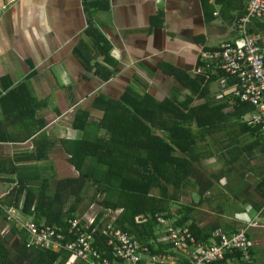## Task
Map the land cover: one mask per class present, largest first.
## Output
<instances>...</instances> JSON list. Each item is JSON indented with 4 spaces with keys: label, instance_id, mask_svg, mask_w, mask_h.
I'll use <instances>...</instances> for the list:
<instances>
[{
    "label": "crops",
    "instance_id": "0c3cea01",
    "mask_svg": "<svg viewBox=\"0 0 264 264\" xmlns=\"http://www.w3.org/2000/svg\"><path fill=\"white\" fill-rule=\"evenodd\" d=\"M106 1L107 9L86 7L84 0H0V134L12 137L0 142V165L3 157L6 162L16 155L22 158L24 154H39L33 159L16 161V173L0 174V199L9 193L19 176L38 186L49 179L53 194L56 181L79 176L69 161V150L74 149L70 143L86 140L110 144V132L100 128L106 115L103 101L98 100L100 95L121 102L125 92L132 90L142 96L149 95L158 103L172 98L186 101L191 93L182 82L187 77L195 78L193 70L199 66V49L202 46L214 49L234 36L233 24L219 14L216 0L209 3L204 0ZM212 5L215 6L213 13L207 11ZM90 24L109 43L113 65L96 54L91 37L86 35ZM254 27L255 23L253 30ZM79 46L81 52L86 50L85 55L77 52ZM83 57L86 58L83 60ZM96 63L112 72L110 80L104 79L106 73L92 67ZM20 84L29 88L36 109L33 118H24L25 111L11 121L3 114L1 99ZM212 90L217 92L215 85ZM13 95L16 97L10 99L12 103L23 97L18 92ZM200 102L194 100L193 105ZM153 103L150 100L146 106ZM77 113L88 116L85 130L73 126ZM155 134L162 136L164 131ZM27 136L28 139H22ZM225 136L224 132L213 134L200 143L201 156L193 164L197 174L170 208L192 206L191 222L211 233L221 229L232 234L249 223L255 224L247 231L248 244L254 262L264 264V200L258 187L264 178V151L258 146L252 157L248 149L239 152L231 148L230 151L226 145L228 140L223 139ZM244 137L240 140L245 143ZM126 138L133 146L125 149L118 142L116 151L126 150L133 157L140 155L138 159H130V168L146 169V160L141 158L146 153L145 139L141 140L132 130L121 137ZM110 153L109 149L97 155L105 157ZM87 167L104 170L107 165L87 162ZM230 172L235 173L229 191L239 204L234 209L241 218L239 222L236 216L229 217L223 210L205 206L218 200L214 198V191L219 193L216 185L220 182L216 181ZM96 188L94 183L85 186L76 216L86 218L103 210L97 201L103 196L97 200L93 197ZM67 197L69 204L73 198ZM112 199H116V193ZM261 205L263 208H259ZM242 211L244 214L238 216ZM119 213L106 212V215L116 217ZM214 215L223 221L216 220ZM33 216L35 213L31 212L29 217ZM23 217L26 218L24 213ZM0 223L12 228L6 223V213ZM3 228L0 232L5 233L7 228ZM181 259L184 264L185 259ZM66 264L80 263L71 255Z\"/></svg>",
    "mask_w": 264,
    "mask_h": 264
},
{
    "label": "trees",
    "instance_id": "16d2710c",
    "mask_svg": "<svg viewBox=\"0 0 264 264\" xmlns=\"http://www.w3.org/2000/svg\"><path fill=\"white\" fill-rule=\"evenodd\" d=\"M102 1H105V4H101ZM206 1L209 3V0H204V3ZM84 3L90 8L107 9L109 7L106 0H84ZM214 4L220 7L219 14L223 19L235 26L246 12L247 0L238 2L216 0ZM214 9L215 6L212 5L207 11L210 10L213 13ZM254 23L253 31L264 33V19L255 20L253 25ZM86 35L91 37L96 54L102 56L106 63L113 65L110 58L111 47L104 35L92 24L88 26ZM235 36L236 31H234ZM80 46L77 52L85 55L86 50L81 52ZM85 58L83 57V60ZM92 67L106 73L105 76L103 74L106 81L111 79L112 72L106 67L98 63ZM194 77L193 79L187 77L182 82L191 93L183 102L172 98L165 100L164 103H158L151 96H142L132 90L125 92L121 102L111 101L105 95H100L98 100L103 101L106 114L100 128L110 132V144L101 145L86 140L70 143L74 149L69 150V161L79 176L56 181L53 185V194H51L52 187L49 179L43 180L38 186L29 179H23L20 176L16 178L13 184L17 181L18 185L0 199V218L5 220L2 207L18 206L23 201V213L26 218L37 224L57 226L67 231L68 220L78 217L76 209L82 200L81 193L85 186L94 183L97 188L93 197L97 200V197L103 196L102 200H97L103 210L97 213L94 223L87 230L93 233L95 245L103 250L111 260L114 259L113 252L108 246V238L103 234L104 228L109 223H113L116 229L133 237L141 246L148 247L152 254H174L168 242L160 241L165 234L154 219L156 214L168 220H174L175 227H188L197 242L210 243L215 233L221 229L211 233L197 227L190 220L192 206L179 205L175 219L170 212V205L178 202L180 194L187 188L190 179L197 174L193 164L199 161V156H201L200 143L208 140L213 134L218 135L224 132L226 136L223 139L228 140L226 144L228 150L231 151L233 148L242 152L248 149L252 157L258 146L264 151V134L261 133L260 127L249 126L246 122H242V115L250 110V105L227 101L212 90L217 80L228 78L225 72L219 71L212 75L210 80L196 75ZM14 92L23 94V97L16 103L10 100L16 97L13 95ZM150 100L154 103L146 106ZM194 100L201 102L193 105ZM34 101L29 88L25 84H20L17 89L9 91L2 97L3 114L13 121L16 117H20V113L26 111L24 118L27 116L33 118L36 109ZM165 103L166 106H164ZM87 120L88 116L85 113H77L73 126L85 130ZM39 128L34 130L37 131ZM130 130L134 131L141 140L145 139L147 143L143 149L146 153L144 157H141L146 160V169L130 168V159H138L140 155L133 157L126 150H118L120 151L118 152L115 149L118 142H122L125 149L133 146L130 140L128 141L129 138L121 139ZM156 131H164V135L158 136L155 134ZM244 135L250 137V140L243 147L239 144L241 136ZM28 138L27 136L22 139ZM5 140H12V137L0 134V142ZM111 143L114 145L113 148H111ZM109 149L111 150L110 155L105 154V157L97 155V152ZM38 156V153L24 154L22 158L16 155L14 158H8L6 162L3 157L0 174H5V172L14 174L17 172L16 161L29 160ZM87 162L90 164L93 162L95 165L105 164L107 168L104 170L90 169L87 167ZM258 187L262 190L260 196L264 200V178ZM114 193H116L115 200L112 199ZM67 196L73 198L69 204ZM259 208H263L262 205ZM106 211L114 214L120 213L116 217L107 216ZM31 212L35 213V217H29ZM70 237L72 236L67 235V239H71ZM30 241L28 234L19 231L17 226H13L9 232H0V264H66L71 257L68 251L55 252L36 247ZM248 251L251 256L249 245ZM11 254H16V257L13 258ZM252 261L254 262L253 259ZM215 264L251 263L244 258L242 252H235L227 253L223 261Z\"/></svg>",
    "mask_w": 264,
    "mask_h": 264
},
{
    "label": "built area",
    "instance_id": "2783aa9c",
    "mask_svg": "<svg viewBox=\"0 0 264 264\" xmlns=\"http://www.w3.org/2000/svg\"><path fill=\"white\" fill-rule=\"evenodd\" d=\"M213 2L215 0H212ZM217 14V13H216ZM264 19V0H248L246 12L233 26L236 36L219 43L214 49L202 46L199 49V66L193 70V75L205 77L223 71L227 79L221 78L215 82L220 98L250 105V110L242 115V122L249 126L261 128L264 134V33L253 31V22ZM231 80V81H230ZM18 185L16 181L10 191ZM9 191V192H10ZM8 194V193H7ZM6 194V195H7ZM4 197V196H3ZM23 201L18 206L2 207L7 220L19 226L27 233L30 243L44 248L71 252L72 257L80 264H117L103 250L95 245L93 233L87 230L94 223L96 215L85 223L79 218L69 219L68 232L72 241H65L66 234L61 228L46 224H37L23 217ZM154 219L169 241L174 252L185 255L186 264H215L224 260L226 253L242 252L245 259L254 264L248 251L247 231L255 224L249 223L231 235L221 230L215 233L216 241L210 245L196 243L188 229L173 227L174 220H168L161 215ZM94 232V230H93ZM108 238V246L115 258L124 264H180L177 256L151 255L148 247H142L133 237L116 229L109 223L103 230Z\"/></svg>",
    "mask_w": 264,
    "mask_h": 264
},
{
    "label": "rangeland",
    "instance_id": "374dc122",
    "mask_svg": "<svg viewBox=\"0 0 264 264\" xmlns=\"http://www.w3.org/2000/svg\"><path fill=\"white\" fill-rule=\"evenodd\" d=\"M244 136H245L244 139H245V143H246V142H248L250 140V138L247 135H244ZM245 143L244 142H241L239 145L242 144L244 146ZM234 177H235V173L234 172H230V173H226V177L223 178L221 181H220V179H219V181H216L215 180L216 182H220L219 183L220 184L219 187H218L219 184L216 185L217 186V190H218L219 193H216L214 191V198H216L218 200L216 202H214V203L205 205L206 207L210 208L211 210H223L224 214L227 215V216H229V217L236 216V213H234L235 212L234 209H236L237 206H239V204L234 199V197L232 196V194L229 191V188L231 186V182L234 179ZM177 208H178L177 205L171 206V208H170L171 214L175 215L176 211L178 210ZM228 209L230 211L233 210V212L232 213L227 212ZM243 212L244 211L239 212L238 213V216L243 215L244 214ZM212 217L215 218L216 220L223 221V218H221L219 216L214 215ZM236 218H237L238 222L241 221V218H239L237 216H236ZM4 226H5V229L7 228V232H9L10 231V228L6 224L4 225V224H1V223H0V231L2 230V228ZM11 256L13 258H15L16 257V254H11Z\"/></svg>",
    "mask_w": 264,
    "mask_h": 264
},
{
    "label": "bare ground",
    "instance_id": "6f19581e",
    "mask_svg": "<svg viewBox=\"0 0 264 264\" xmlns=\"http://www.w3.org/2000/svg\"><path fill=\"white\" fill-rule=\"evenodd\" d=\"M108 214H110V213H112V212H110V211H106ZM95 215V213L93 212L92 214H90V215H88L86 218H81V217H75V218H79V219H81V222L82 223H85L86 221H87V219L88 218H90V217H92V216H94ZM72 219V218H71ZM69 221V220H68ZM6 223H8L9 225H11L12 227L13 226H17V228H18V230L19 231H21L20 230V228H19V226L18 225H16L15 223H12V222H9L8 220H7V215H6ZM91 226V225H90ZM172 226L173 227H175L173 224H172ZM57 227V226H56ZM57 228H61V227H57ZM68 228H69V222H68ZM67 228V229H68ZM182 228H186V229H188V231H189V233L192 235V233L190 232V230H189V228L188 227H186V226H183ZM64 232H65V234H66V238H65V241L66 242H68V241H72V237H70L71 239H67V235H70L69 234V232H68V230L67 231H65L63 228H61ZM222 231V230H221ZM5 232H7V231H5ZM21 232H23V231H21ZM223 232V231H222ZM224 233V232H223ZM165 234V233H164ZM225 234V233H224ZM29 236V235H28ZM165 236V235H164ZM164 236L162 237V241L163 242H168L170 245H171V243L169 242V241H165V240H163V238H164ZM193 236V235H192ZM30 238V237H29ZM193 238H194V236H193ZM194 240H195V238H194ZM217 239H216V237H214L213 239H211V243L212 242H214V241H216ZM196 241V240H195ZM210 243V244H211ZM35 246V245H34ZM172 246V245H171ZM36 247H39V246H36ZM40 248H44V247H40ZM45 249H49V248H45ZM50 250H53V251H55V252H60V251H62V250H65V249H61V250H54V249H50ZM65 251H68V250H65ZM172 251L174 252V249H173V247H172ZM69 252V251H68ZM149 252H150V249H149ZM71 253V252H70ZM150 254L151 255H159V254H152L151 252H150ZM227 254V253H226ZM225 254V255H226ZM72 255V254H71ZM169 255H174V256H177L178 258H179V260H180V264H183L182 262V260L183 259H181V257H183L184 259H185V263L184 264H186V258H185V255H179V254H176L175 252H174V254H168V255H163V256H169ZM114 256V255H113ZM225 258V257H224ZM244 258H245V256H244ZM251 259H253L252 257H251ZM114 260H117V264H124L123 262H122V260H119V259H117V258H115L114 257V259H112V261H114ZM79 261V260H78ZM251 263V262H250ZM255 264V263H254Z\"/></svg>",
    "mask_w": 264,
    "mask_h": 264
}]
</instances>
